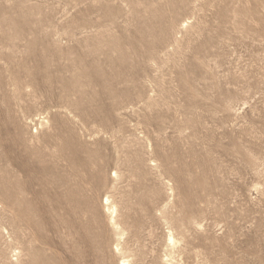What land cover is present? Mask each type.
<instances>
[{
	"label": "rangeland",
	"instance_id": "1",
	"mask_svg": "<svg viewBox=\"0 0 264 264\" xmlns=\"http://www.w3.org/2000/svg\"><path fill=\"white\" fill-rule=\"evenodd\" d=\"M122 260L264 264V0H0V264Z\"/></svg>",
	"mask_w": 264,
	"mask_h": 264
},
{
	"label": "bare ground",
	"instance_id": "2",
	"mask_svg": "<svg viewBox=\"0 0 264 264\" xmlns=\"http://www.w3.org/2000/svg\"><path fill=\"white\" fill-rule=\"evenodd\" d=\"M106 207V211L110 214V221H111V224L112 226H114V219H113V214L115 213V207L113 204H111L109 202V200L107 199L106 200V203H105ZM176 243V240L174 239V237L172 235H169L168 236V246H174V244ZM118 246V245H117ZM121 264H127V262H125L124 260L121 261Z\"/></svg>",
	"mask_w": 264,
	"mask_h": 264
}]
</instances>
